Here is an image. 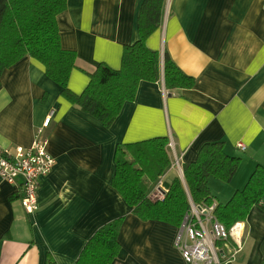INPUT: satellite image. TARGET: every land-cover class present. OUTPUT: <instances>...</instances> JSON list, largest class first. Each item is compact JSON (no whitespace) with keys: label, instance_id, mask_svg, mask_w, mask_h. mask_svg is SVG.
I'll return each instance as SVG.
<instances>
[{"label":"crops","instance_id":"crops-1","mask_svg":"<svg viewBox=\"0 0 264 264\" xmlns=\"http://www.w3.org/2000/svg\"><path fill=\"white\" fill-rule=\"evenodd\" d=\"M143 2L67 0L57 19L62 47L77 54L68 83L74 93L99 64L120 68L125 46L140 38ZM146 43L167 50L196 84L169 91L163 79L143 80L109 127L62 96L39 60L26 55L2 73L0 151L32 147L54 111L46 134L55 164L40 180L32 214L22 206L21 184L0 177V264H74L98 229L119 217L121 250L110 264H186L175 244L179 226L142 220L113 187L118 145L166 136L183 165L205 144L225 143L241 164L230 183L208 180L222 203L264 165V0H166ZM242 226L241 245L227 243L224 264L264 259V196Z\"/></svg>","mask_w":264,"mask_h":264},{"label":"trees","instance_id":"trees-1","mask_svg":"<svg viewBox=\"0 0 264 264\" xmlns=\"http://www.w3.org/2000/svg\"><path fill=\"white\" fill-rule=\"evenodd\" d=\"M165 4L166 0H144L139 16L140 38L125 46L120 68L99 64L88 71L90 82L77 94L68 86L72 70L77 66V54L62 47L57 19L67 9V0H0V89L4 70L29 55L39 60L47 76L62 86V96L109 127L124 104L135 99L143 80L163 79L169 91L194 87L195 78L186 74L167 50L161 53L146 43L163 22ZM169 143L168 137L161 136L118 145L112 185L142 220H160L180 226L192 202L196 205L213 203L215 196L209 178L230 183L241 158L228 154L223 142L205 144L195 161L182 165L186 187L179 175L170 182L164 180L173 165ZM5 153V150L0 151V155ZM160 180L167 188L163 199L153 197ZM263 196L264 165H258L243 189L237 190L229 201L217 202L215 216L229 233L237 222L246 220ZM123 219L116 218L99 228L74 264L113 262L121 250L118 235ZM227 243H234L230 236L217 242L224 251L220 256L222 264L228 256ZM252 264H264V259Z\"/></svg>","mask_w":264,"mask_h":264},{"label":"built area","instance_id":"built-area-1","mask_svg":"<svg viewBox=\"0 0 264 264\" xmlns=\"http://www.w3.org/2000/svg\"><path fill=\"white\" fill-rule=\"evenodd\" d=\"M53 114L54 111L45 118L41 126L36 128V137L32 147H16L0 155V177L17 186L21 184L19 187L22 190V206L28 214L37 211L40 180L51 172L55 164V158L48 151L49 138L46 134ZM237 147L242 151L246 150L243 142H238ZM174 160L178 165L180 164L178 157ZM181 172H183L182 168ZM153 192L154 198L163 199L165 197L167 188L163 180L159 181ZM217 204L215 200L210 205L191 203V210L186 213L179 226L175 244L186 264H222L220 256L224 255V251L217 247V242L229 236L241 245L240 237L244 229L242 222H237L228 233L224 224L215 216L214 211ZM237 229L239 233L236 232Z\"/></svg>","mask_w":264,"mask_h":264},{"label":"rangeland","instance_id":"rangeland-1","mask_svg":"<svg viewBox=\"0 0 264 264\" xmlns=\"http://www.w3.org/2000/svg\"><path fill=\"white\" fill-rule=\"evenodd\" d=\"M169 144H170V143H169ZM171 159H172V162H173L174 165H173V167H171V168L168 170V172L166 173V175H165V177H164V180H167L168 182H170V180H171L174 176H176L177 173L182 174V172H181V168L183 169L181 163L178 165V164L175 162L174 157L172 156V153H171ZM176 170H177V171H176ZM236 175H237V174H235L234 178L236 177ZM234 178H233V180H234ZM212 179H217V178H212ZM220 181H221V180H220ZM243 188H244V186H243L242 188L237 189V190H241V189H243ZM237 190H235V192H236ZM217 247H218L219 249H221V248L218 246V244H217ZM228 255H229V254H228Z\"/></svg>","mask_w":264,"mask_h":264},{"label":"water","instance_id":"water-1","mask_svg":"<svg viewBox=\"0 0 264 264\" xmlns=\"http://www.w3.org/2000/svg\"><path fill=\"white\" fill-rule=\"evenodd\" d=\"M171 93H168V95H170ZM181 178H182V180H183V182H184V184L186 185V182H185V179H184V174H183V172H182V174H181ZM186 187H187V185H186ZM188 189V188H187ZM193 203V202H192Z\"/></svg>","mask_w":264,"mask_h":264},{"label":"bare ground","instance_id":"bare-ground-1","mask_svg":"<svg viewBox=\"0 0 264 264\" xmlns=\"http://www.w3.org/2000/svg\"><path fill=\"white\" fill-rule=\"evenodd\" d=\"M236 232L238 233V232H239V230L237 229V230H236Z\"/></svg>","mask_w":264,"mask_h":264},{"label":"flooded vegetation","instance_id":"flooded-vegetation-1","mask_svg":"<svg viewBox=\"0 0 264 264\" xmlns=\"http://www.w3.org/2000/svg\"><path fill=\"white\" fill-rule=\"evenodd\" d=\"M183 170V169H182Z\"/></svg>","mask_w":264,"mask_h":264}]
</instances>
